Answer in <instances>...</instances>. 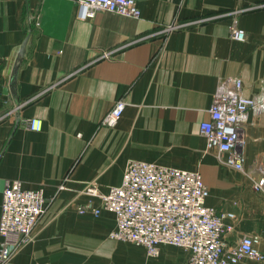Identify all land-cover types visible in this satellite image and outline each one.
<instances>
[{"label": "crops", "instance_id": "0c3cea01", "mask_svg": "<svg viewBox=\"0 0 264 264\" xmlns=\"http://www.w3.org/2000/svg\"><path fill=\"white\" fill-rule=\"evenodd\" d=\"M136 5V18L98 11L83 20L76 0H0V203L9 179L49 199L31 240L4 264H184L189 251L163 244L148 256L110 236L113 213L79 211L99 205L87 185H118L133 159L198 172L206 205L237 216L226 240L236 245L250 234L264 254V190L249 180L254 162L264 164V114L248 113L243 171L223 164L199 131L220 79L240 77L246 96L260 88L264 0ZM234 17L243 41L230 36ZM26 38L13 83L9 58ZM103 51L112 53L101 58ZM119 98L126 104L116 126L101 125ZM32 119L39 129L28 127Z\"/></svg>", "mask_w": 264, "mask_h": 264}, {"label": "built area", "instance_id": "2783aa9c", "mask_svg": "<svg viewBox=\"0 0 264 264\" xmlns=\"http://www.w3.org/2000/svg\"><path fill=\"white\" fill-rule=\"evenodd\" d=\"M76 5V15L83 20L98 11L140 16L136 0H76ZM229 30L233 39L245 40L246 33L235 17ZM111 53L103 51L101 58H108ZM125 104L123 98L117 99L101 119V125L116 126ZM249 112L264 114V79L258 92L246 96L240 77H224L212 94L209 119L199 125L207 147L215 149L217 158L236 171L244 170L241 146ZM28 127L37 130L40 121L32 119ZM254 168L255 173L249 175L251 188L262 192L264 164L256 160ZM62 188L64 185L60 184L58 189ZM84 192L98 198L99 205L90 201L80 206L79 211H89L94 216L102 210L113 213L116 227L110 236L144 246L148 256L157 255L160 246L168 244L189 251L184 264H238L245 257L264 261V254L255 248L257 237L243 234L236 245L226 240L237 216L233 212L218 213L206 205L207 188L196 171L133 159L126 163L118 185L102 192L95 184H89ZM48 201L42 188H25L17 179L5 181L0 203V264L31 240Z\"/></svg>", "mask_w": 264, "mask_h": 264}, {"label": "water", "instance_id": "95a60500", "mask_svg": "<svg viewBox=\"0 0 264 264\" xmlns=\"http://www.w3.org/2000/svg\"><path fill=\"white\" fill-rule=\"evenodd\" d=\"M26 42H27V38L24 40V42L22 43V45L16 49L15 53L13 55H11V57L9 58L10 62L13 61V70L11 72V75L13 77L12 82L14 83V78H15V74L18 68V65L20 64L23 56H24V52H25V46H26Z\"/></svg>", "mask_w": 264, "mask_h": 264}]
</instances>
